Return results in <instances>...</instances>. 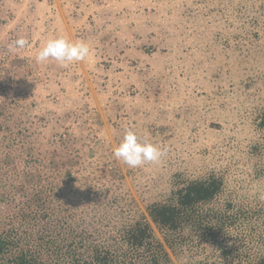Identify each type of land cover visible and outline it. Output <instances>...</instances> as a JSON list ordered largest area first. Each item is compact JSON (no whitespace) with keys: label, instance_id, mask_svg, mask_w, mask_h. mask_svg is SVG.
Returning <instances> with one entry per match:
<instances>
[{"label":"rangeland","instance_id":"374dc122","mask_svg":"<svg viewBox=\"0 0 264 264\" xmlns=\"http://www.w3.org/2000/svg\"><path fill=\"white\" fill-rule=\"evenodd\" d=\"M58 38L88 43L89 56L38 63ZM18 39L27 45L10 51ZM127 130L166 154L128 167L113 156ZM63 133L83 141L87 163L115 162L127 215L186 181L222 178L203 232L170 237L168 248L154 229L171 264L264 260V0H0V233L13 241L5 259L20 247L37 264L72 261L63 218L71 189L63 176L46 180L48 162L46 214L28 225L14 218L39 182L43 142Z\"/></svg>","mask_w":264,"mask_h":264},{"label":"trees","instance_id":"16d2710c","mask_svg":"<svg viewBox=\"0 0 264 264\" xmlns=\"http://www.w3.org/2000/svg\"><path fill=\"white\" fill-rule=\"evenodd\" d=\"M82 144L83 141L78 144L69 133L53 134L45 139L43 157L39 155L37 159L39 182L35 183L32 196L21 202L23 205L14 216L20 224L28 225L32 218L46 214L49 198L45 195L54 191L49 184L47 187L41 185L42 178L47 176L41 170L48 162L46 180L63 176L71 189V195L65 201L66 215L63 216L68 224L65 238L70 240V248L75 246L68 253L72 260L69 264H171L164 243L172 248L170 237L193 238L196 233L203 232L204 207L221 194V177L210 175L186 181L166 199L148 205L145 213L136 210L135 214L130 211L127 215L124 211L129 206L118 195L119 186L116 184L122 180L119 168L114 161L95 165L87 163L82 157ZM31 176L28 171L23 174L24 181L17 188L18 192L26 194L25 184H29L27 178ZM77 181L84 189L77 190ZM217 225L221 226L219 222ZM154 229L163 236L164 243L157 238ZM4 236L6 234L0 233V264H37L35 254L32 255L27 248L19 247L5 259L4 253L13 241L8 242L10 234L6 239ZM39 251L37 245V254ZM60 254L56 252L54 256ZM255 264H264V260Z\"/></svg>","mask_w":264,"mask_h":264},{"label":"clouds","instance_id":"9594fccd","mask_svg":"<svg viewBox=\"0 0 264 264\" xmlns=\"http://www.w3.org/2000/svg\"><path fill=\"white\" fill-rule=\"evenodd\" d=\"M25 39H18L9 45L10 51H16L27 45ZM90 46L83 41L69 42L63 38L49 40L35 57L38 63L45 62L50 58L67 66L73 62L84 61L90 54ZM167 148L140 142L137 135L127 130L119 146L113 151V156L130 168H138L150 163H158L166 154Z\"/></svg>","mask_w":264,"mask_h":264}]
</instances>
